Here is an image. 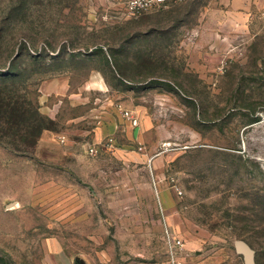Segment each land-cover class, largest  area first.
Here are the masks:
<instances>
[{
    "label": "rangeland",
    "instance_id": "obj_1",
    "mask_svg": "<svg viewBox=\"0 0 264 264\" xmlns=\"http://www.w3.org/2000/svg\"><path fill=\"white\" fill-rule=\"evenodd\" d=\"M127 1L0 0V71L49 120L1 132L8 264H171L167 230L180 264L264 255V0Z\"/></svg>",
    "mask_w": 264,
    "mask_h": 264
},
{
    "label": "trees",
    "instance_id": "obj_2",
    "mask_svg": "<svg viewBox=\"0 0 264 264\" xmlns=\"http://www.w3.org/2000/svg\"><path fill=\"white\" fill-rule=\"evenodd\" d=\"M27 52L32 57V54ZM15 59L12 60L8 72L0 71V136L4 129L8 134L4 132L3 136H8L11 131L14 132L10 142L16 149H19V144L20 146L27 143L36 145L44 130L48 129L46 124L49 120L40 111L37 100L35 102L27 99L21 92L17 94L11 89L19 87L25 91V86H28V69L17 66V60L20 57ZM256 121L259 119L257 118ZM257 263L264 264V255L259 251ZM0 264H8L1 254Z\"/></svg>",
    "mask_w": 264,
    "mask_h": 264
},
{
    "label": "built area",
    "instance_id": "obj_3",
    "mask_svg": "<svg viewBox=\"0 0 264 264\" xmlns=\"http://www.w3.org/2000/svg\"><path fill=\"white\" fill-rule=\"evenodd\" d=\"M183 0H128L125 5V13L130 17H139L154 10L166 8ZM129 114V113H128ZM91 153H95L94 147H89ZM166 242L171 264H180L179 257L186 249L185 241L170 230L166 231Z\"/></svg>",
    "mask_w": 264,
    "mask_h": 264
},
{
    "label": "water",
    "instance_id": "obj_4",
    "mask_svg": "<svg viewBox=\"0 0 264 264\" xmlns=\"http://www.w3.org/2000/svg\"><path fill=\"white\" fill-rule=\"evenodd\" d=\"M234 247L236 252L243 257L245 264H258L256 258V249L247 240H235Z\"/></svg>",
    "mask_w": 264,
    "mask_h": 264
},
{
    "label": "crops",
    "instance_id": "obj_5",
    "mask_svg": "<svg viewBox=\"0 0 264 264\" xmlns=\"http://www.w3.org/2000/svg\"><path fill=\"white\" fill-rule=\"evenodd\" d=\"M77 260H79V261H77ZM76 262H77L78 264H83V263H82V259H79V258L76 259ZM101 264H112V263H111V261H108V262H104V263H101Z\"/></svg>",
    "mask_w": 264,
    "mask_h": 264
}]
</instances>
